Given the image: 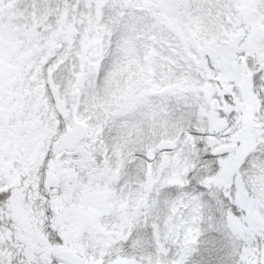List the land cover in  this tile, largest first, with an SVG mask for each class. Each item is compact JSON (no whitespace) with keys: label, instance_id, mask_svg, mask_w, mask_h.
<instances>
[{"label":"snow or ice","instance_id":"6c2138e0","mask_svg":"<svg viewBox=\"0 0 264 264\" xmlns=\"http://www.w3.org/2000/svg\"><path fill=\"white\" fill-rule=\"evenodd\" d=\"M0 264H264V0H0Z\"/></svg>","mask_w":264,"mask_h":264}]
</instances>
